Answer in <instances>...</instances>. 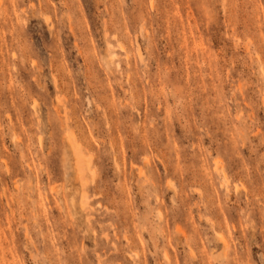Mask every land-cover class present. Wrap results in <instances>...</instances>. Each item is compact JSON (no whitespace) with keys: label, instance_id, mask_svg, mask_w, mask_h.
<instances>
[{"label":"rangeland","instance_id":"rangeland-1","mask_svg":"<svg viewBox=\"0 0 264 264\" xmlns=\"http://www.w3.org/2000/svg\"><path fill=\"white\" fill-rule=\"evenodd\" d=\"M0 264H264V0H0Z\"/></svg>","mask_w":264,"mask_h":264},{"label":"bare ground","instance_id":"bare-ground-1","mask_svg":"<svg viewBox=\"0 0 264 264\" xmlns=\"http://www.w3.org/2000/svg\"><path fill=\"white\" fill-rule=\"evenodd\" d=\"M46 18H47V17H46ZM47 19H48V18H47ZM48 21H49V19H48ZM121 48H122V50L124 49V47H121ZM72 136H73V135H72ZM69 137L71 138L70 135H69ZM70 138H68V139H70ZM73 138H74V137H73ZM73 138H72V139H73ZM70 140H71V139H70ZM70 140H69V141H70ZM74 140L77 141L76 138H74ZM74 140H73V141L71 140V141L74 142ZM76 141H75L74 143H76V145L78 144V145L80 146L79 141H78V142H76ZM69 143H70V142H69ZM74 143H73L72 145H71V143H70V145L72 146V148H73V147L75 148V149H73V150H75V152H74V151H73V152H74V153H79V152H76V151H79V148H81V147L78 148V146L74 145ZM72 148H71V150H72ZM79 154H80V153H79ZM75 156H78V157H79L80 155H75ZM84 156H85V155H84ZM84 156H83V154H82V156H81L80 158H76V159L78 160V161H77L78 164H77V162H76V165H77V166H75V168H77V167H78V168L75 169V172H76V170H78V172H76L75 174H76V175H77V174H80L79 177L76 176V178H82V179H84V177H85L84 175H86V174H83V173L86 172V170H87V169H86L87 165H84V164L87 163V162L85 161V163H84V161H83ZM74 159H75V158H74ZM89 159H90V157L88 158V160H89ZM89 161H90V160H89ZM79 162H80V163H79ZM88 163H89V162H88ZM91 163H92V162L90 161V163H89L88 165H91L90 167L92 168V164H91ZM90 167H89V168H90ZM89 168H88V170H89ZM91 168H90V169H91ZM89 171H90V173H92L91 170H89ZM80 172H81V173H80ZM87 172H88V171H87ZM87 172H86V173H87ZM93 172H94V171H93ZM95 173H96V172H95ZM81 174H82L83 176H82ZM85 179H87V178H85ZM94 179H95V178H93V180H94ZM79 181H80V180H79ZM81 181H83V180H81ZM81 181H80V182H81ZM85 182H86V180L84 181V183H85ZM84 183H83V184H84ZM86 183H87V185H88V181H87ZM86 183H85V185H86ZM83 184H81V186H82ZM85 185H84V186H85ZM85 187H86V186H85ZM85 187H84L83 189H85ZM83 191L86 192V193H88V192L85 191V190H82V193H84ZM86 193H85V194H86ZM85 194H84V195L82 194V195H83V196H86ZM87 196H88V194H87ZM87 196H86V197H87ZM86 199H88V198H86ZM84 202H85V200H84ZM83 205H84V204H83ZM85 206H87V204H85Z\"/></svg>","mask_w":264,"mask_h":264}]
</instances>
